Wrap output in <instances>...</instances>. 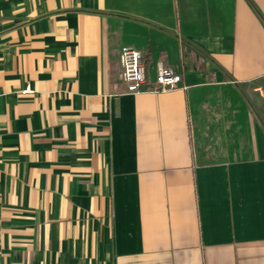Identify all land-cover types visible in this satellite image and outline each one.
I'll return each mask as SVG.
<instances>
[{
	"label": "crops",
	"instance_id": "0c3cea01",
	"mask_svg": "<svg viewBox=\"0 0 264 264\" xmlns=\"http://www.w3.org/2000/svg\"><path fill=\"white\" fill-rule=\"evenodd\" d=\"M0 264H264V0H0Z\"/></svg>",
	"mask_w": 264,
	"mask_h": 264
},
{
	"label": "built area",
	"instance_id": "2783aa9c",
	"mask_svg": "<svg viewBox=\"0 0 264 264\" xmlns=\"http://www.w3.org/2000/svg\"><path fill=\"white\" fill-rule=\"evenodd\" d=\"M120 78L126 83L127 91L140 92H166L175 88H184L180 85L181 75L171 66L162 61L156 62V72L151 85L145 87L147 81V68L142 53L136 48L124 45L119 50ZM31 92L27 85L20 90L21 94Z\"/></svg>",
	"mask_w": 264,
	"mask_h": 264
},
{
	"label": "trees",
	"instance_id": "16d2710c",
	"mask_svg": "<svg viewBox=\"0 0 264 264\" xmlns=\"http://www.w3.org/2000/svg\"><path fill=\"white\" fill-rule=\"evenodd\" d=\"M144 63H145V65L147 66V62H146V59L144 58Z\"/></svg>",
	"mask_w": 264,
	"mask_h": 264
}]
</instances>
